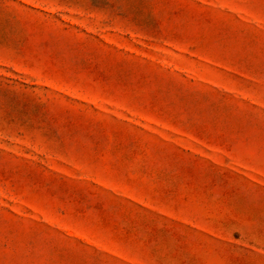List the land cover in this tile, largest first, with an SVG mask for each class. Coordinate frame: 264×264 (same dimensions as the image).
<instances>
[{
	"label": "rangeland",
	"instance_id": "obj_1",
	"mask_svg": "<svg viewBox=\"0 0 264 264\" xmlns=\"http://www.w3.org/2000/svg\"><path fill=\"white\" fill-rule=\"evenodd\" d=\"M0 264H264V0H0Z\"/></svg>",
	"mask_w": 264,
	"mask_h": 264
}]
</instances>
